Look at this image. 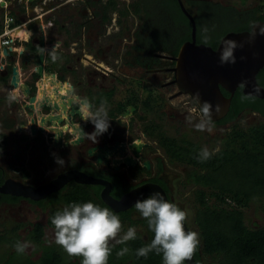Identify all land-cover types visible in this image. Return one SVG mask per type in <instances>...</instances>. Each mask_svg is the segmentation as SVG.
<instances>
[{
	"label": "flooded vegetation",
	"instance_id": "af4514ba",
	"mask_svg": "<svg viewBox=\"0 0 264 264\" xmlns=\"http://www.w3.org/2000/svg\"><path fill=\"white\" fill-rule=\"evenodd\" d=\"M199 3H203L214 14V16H209L208 19L205 18L201 25H198L196 16L201 17L202 12L206 10L205 7L202 10ZM182 5L195 20L197 43H201L198 42L199 31L211 38L215 33L214 30L222 21L230 20L242 23L247 16V11L239 12L237 16L234 14H232L234 16L228 15L224 8L234 7L224 5L219 0H12V10L16 12V17L19 20L30 17L32 21L37 19L36 23L40 22V26H45V29L36 35L39 43L43 39L44 44H48L46 47H50L52 43L55 44L56 41H60L57 44L60 54L56 50L57 55H60L55 61L57 62L56 68L50 69V65H48L50 53L45 52L43 75L38 78L35 73H31L26 78V82L31 85V92L35 96H38L40 90V87H36L35 84L37 80L40 83L48 81V84L42 87L43 94L39 97V99L43 98L45 103L40 110L41 115L56 114V111L51 110L47 105L54 102L60 104V95H67L73 101L71 107L67 105L68 109L60 113V121L55 119L46 122L44 134L50 132V136L54 138L56 132L49 130V128L62 130L63 144L60 147H55L53 138L46 140L42 132L37 131L35 135H32L31 132L25 131V126L32 118L28 114L30 110L24 108L28 103V97L24 98L21 91L14 88L13 90L17 93H13V90L11 93L7 92L8 105L10 106L9 120H17V131L20 133V138H27L28 143L31 144L30 147L33 144H48V153L44 157L46 165L43 169L48 176L44 181L33 183L28 181L31 174L28 177L18 176L8 172L4 166L0 165V179L3 177L0 182L2 183L7 178H13L26 184L39 186L49 182L59 173L70 169H78L89 175L109 181L110 194L116 199H120L121 196L135 187L152 183L159 185L172 203H175L181 209L187 210L183 202L175 196L178 187L176 181L179 177L168 165L169 162H174L176 159H171L160 143L161 139L174 140L175 138L165 135L162 131H160L158 141H150L149 138L150 130L155 128V121L150 117L155 104L166 103L164 97L158 91L159 88L173 86L176 90H173V93L169 96L170 99L186 95L194 102L189 94H177L179 90L174 82V57L178 53V51L174 53V49L178 43L182 44L190 40L192 31L191 22L183 12ZM21 6L26 9L22 17L17 14V7L20 8ZM35 7H40L42 14L41 17L33 19L36 14ZM182 16L186 17L187 22ZM204 29H207V31H204ZM113 42L119 46L121 45L120 53L117 55L116 53L112 54L116 57V66L121 65L136 70L139 76L126 75L125 78H122L115 72L118 67L105 62L108 59L106 51L110 49ZM86 56L91 59L86 60ZM94 63L103 64L104 67L99 65L100 68ZM51 74H55V78L51 77ZM98 75L103 77L104 82H102L103 79H100L98 83L96 82ZM163 76H166L165 80L160 81ZM158 77L160 79H157ZM55 80L62 83L61 87L54 85L57 84ZM124 82H127V86L121 91L123 96L117 98L116 85H123ZM65 86H67L65 92H61ZM56 89L58 94H55ZM161 99L163 101H160ZM1 100L3 99L0 98ZM82 100L90 103L89 107L92 112H95L106 101L109 124H123L122 128L123 131H126V134L111 132L109 127L106 133L98 137L93 135L94 126L90 119L86 117L85 104L82 103ZM67 101L65 100L66 103ZM158 105L157 108H159ZM33 118L38 122L36 112L33 114ZM149 121H151V125H145ZM12 122L9 121L6 124ZM6 124L4 128L8 130ZM19 125H22L24 129H20ZM13 126L12 123L9 128ZM79 126L82 127L83 140L75 144L72 141L79 136V130L77 129ZM0 132L7 134L4 130ZM24 134L25 136H23ZM7 138L9 140V134H7ZM42 139L45 141L43 142ZM116 142L125 144L126 155H132L129 148L130 144L142 143L139 156L134 157L135 162L132 166L120 162L116 169L112 157L108 161H105L104 158L98 163L96 156L89 153L92 147L98 145L111 147ZM56 157L65 161L62 167L55 163ZM116 159H120V157ZM71 182L75 181H69L58 191ZM92 185L99 186L101 193L102 185ZM15 197H19L18 201H26L41 208L38 202L45 200L48 196L37 201L21 196ZM186 223L189 226L188 219Z\"/></svg>",
	"mask_w": 264,
	"mask_h": 264
},
{
	"label": "trees",
	"instance_id": "16d2710c",
	"mask_svg": "<svg viewBox=\"0 0 264 264\" xmlns=\"http://www.w3.org/2000/svg\"><path fill=\"white\" fill-rule=\"evenodd\" d=\"M224 10L230 16H237L236 10L232 7L224 8ZM246 15L245 21L239 23L242 24V27L238 28V31L249 29L250 25L257 20L264 21V12L260 8H252L247 11ZM182 17L187 22L186 17ZM219 40L220 38L217 37H208L204 41L198 39V42H204L215 48ZM180 45V43L176 45L174 53H177ZM39 46L40 43L29 45L27 53L22 59L23 68L27 67V57L30 54H33L35 62L38 60ZM7 70L8 74L0 76L1 80L5 76L8 80L11 66H8ZM256 77L264 87V67ZM223 93L229 94L225 90ZM244 97L248 98L243 99ZM254 101L264 102V98L244 95L239 86L231 98L226 116L213 123H227L234 121L242 112L258 111ZM261 116L264 117V113ZM11 125L12 123L6 124V127L9 128ZM7 143V134L0 132V153L5 150ZM160 143L171 159L184 161L192 167L185 179L199 187L196 191L199 207L194 217L200 237V245L194 255L196 264H212L203 259L204 255L219 257V264H264V226L249 228L245 224L243 212V208L247 207L253 198L264 196V124L250 127L246 131L232 130L231 137L225 147L204 162L199 159L201 147L197 143L189 142L183 138L179 141L164 138L160 140ZM29 175V171H23V177ZM2 179L3 177L0 180ZM99 193V186L77 182H71L62 190L51 193L45 200L38 202L41 208H49V216L45 221L46 226L53 228L51 220L55 213L71 203L93 202L113 211L102 201ZM18 200L19 197L0 193V204L3 202L16 203ZM223 204L224 206H222ZM113 212L119 216L122 225L127 223L133 227L141 224L146 229L147 235L143 238L137 233V238L134 240L124 244H112V253L109 256L108 264H162V257L155 252L149 253L146 258L136 255L139 248L151 242L154 233L148 228L147 221L136 210L135 205L125 211ZM134 213L139 215L138 218H133ZM32 225L31 238L38 242H44L45 227L40 223ZM189 226L191 227L190 223ZM19 228L17 225L14 230L18 231ZM4 237L6 236L0 234V240ZM52 247L41 253L40 257L38 256L35 260L28 259L25 264H81V259L74 263L66 258L61 247ZM124 247H127L129 252L122 257L117 256V253ZM9 263L10 260L0 262V264Z\"/></svg>",
	"mask_w": 264,
	"mask_h": 264
},
{
	"label": "rangeland",
	"instance_id": "374dc122",
	"mask_svg": "<svg viewBox=\"0 0 264 264\" xmlns=\"http://www.w3.org/2000/svg\"><path fill=\"white\" fill-rule=\"evenodd\" d=\"M219 1L224 3V5H232L236 10V14H238L239 12L243 13L244 11H249L252 8L256 7L260 8V10L264 12V0ZM199 4L200 8L203 10V8L205 7L204 4ZM21 9V7H17V14L18 16L20 15L22 17L25 12H23ZM205 10L206 11L202 12V15H200L201 17L196 16L198 25H201L204 22L205 18L208 19L210 18L209 16H214V14L209 11V8L205 7ZM1 12L2 11L0 10V15ZM241 27L242 24L230 20H224L220 23L217 29L214 30L215 33L211 38L217 37L221 39L227 32L238 31L237 29ZM202 35L203 37L201 38ZM198 36V39L201 41H204L205 38L208 39V37L201 33V31H199ZM29 45H31V43H29L28 45L26 44V47L29 48ZM120 50L121 45L119 46L117 45V43L113 42L110 45V49L106 51L108 59L105 62H109L112 66H116V57L112 54L116 53L117 55L120 53ZM56 64L57 62H53L51 56H49L48 65H50V69H55ZM30 66L31 64L27 66L26 70ZM116 67L118 68H116L115 72L122 78H125L126 75L132 77L139 76V73L136 70H132L121 65H118ZM3 74L4 70L0 69V76H4ZM165 78L166 76H163L162 80L160 79V77H158L157 79L163 81L165 80ZM100 79H103V77L99 76L98 79L96 78V82L98 83ZM102 82H104V79L102 80ZM7 85V78L5 76L2 80L0 79V98L3 99L0 101V131H6L7 134H9V140L5 150L0 153V165L4 166L8 172L14 173L18 176L22 175L24 170H27L31 174V177L28 178V181L39 183L41 181H44L48 176L43 171L46 165L44 157L48 153V144H33V146L30 147L31 144L28 143L27 138H20V133L19 131H17V120H9L10 106L8 105L9 99L7 94ZM116 86V96L117 98H120L123 96L121 95V91H123L127 86V82H124L123 85ZM173 90H176V88L173 86L158 89V91L164 97L166 103L159 105L155 104L154 111H152L150 115L151 119L155 121V128H153L149 132L150 141H158V138L160 136L159 134L161 133L160 131H162L165 135H169L175 138V141H179V138H185L189 142L197 143L201 147V149L206 147L209 151L217 148L220 150L225 147L226 143L230 139L232 130L240 129L246 131L250 127L264 124V117L261 116L262 113H264V102L254 101L253 103L256 104L258 109V111H255V113L242 112L234 121L221 124L212 122L211 132L198 131L195 128V124L199 122L200 117L199 115H197L196 117H191L190 109L193 107L199 109V106L195 103V101L193 102L192 99H190L186 95H180L178 97L170 99L169 96L173 93ZM160 101L163 100L161 99ZM157 105L159 106V108H157ZM190 118L192 119L191 123L188 122ZM7 121H13L12 123L14 125L12 128H8V130L4 128V125L8 123ZM149 123H145V125H151V121H149ZM122 127L123 124L111 123L110 131H115L119 134H126V131H123ZM23 136H25V134ZM168 165L170 169L177 174L176 176L179 177V179L176 181L178 187L176 189L175 196H177L187 208L189 212L188 222L193 228L197 229L196 232H198L194 217L199 207L196 200V191L199 187L197 185H193L191 182L185 179L186 174L192 169V167L186 162L179 160H175L171 163L169 162ZM211 201H213V199H211ZM222 206H224V204ZM243 212L245 224L249 228H258L264 226V196L253 198L249 202L248 206L243 208ZM48 213V207L38 208L26 201H18L16 203L10 204L7 202H3L0 204V234L6 236L2 240H0V262L2 260H10L9 264H25L28 259L35 260L38 258V256L40 257L41 253L48 250L49 247L53 248L52 246H58L55 243L54 228H50L45 224V221H47L49 216ZM138 216V214H133V218H136ZM31 223H40L45 227L43 238L44 242H38L31 238V231L33 229V225ZM17 225L20 228L18 231H15L14 228ZM129 227L130 226L127 223L123 224L121 236L126 233ZM133 227L136 228L137 233H139L143 238L146 237V229L142 227L141 224H137ZM4 239L5 241H3ZM18 241L28 242L30 244V247L26 249L22 254H18L15 251V245ZM112 244L116 243L112 242ZM65 255L66 258H69L71 262L76 263L80 260V258L78 257H70L66 253ZM203 259L206 262H210L212 264H219L220 262L219 257H212L210 255H204Z\"/></svg>",
	"mask_w": 264,
	"mask_h": 264
},
{
	"label": "water",
	"instance_id": "95a60500",
	"mask_svg": "<svg viewBox=\"0 0 264 264\" xmlns=\"http://www.w3.org/2000/svg\"><path fill=\"white\" fill-rule=\"evenodd\" d=\"M182 10L191 22V39L183 42L178 50L177 55L174 57L175 66L174 82L178 88L177 94H189L191 98L196 97L199 94L200 104L205 101L213 105L211 120L217 122L223 119L229 111L231 98L234 95L236 89L242 87V93L247 96H255L257 98H264V87L258 83L257 74L264 67V21L257 20L252 23L248 30L229 31L220 39V42L216 48L204 43L196 42V24L192 15L182 5ZM226 41H234L237 47L234 50L235 62H224L221 60L222 51L225 47ZM60 41H56L55 44H59ZM41 50H45L41 54ZM53 50L52 47H46L44 40L42 39L37 53V62L34 66L33 72L36 77L40 78L43 75L45 52L50 53ZM56 51V49H55ZM7 54V51L4 50ZM60 57V55H58ZM12 60L7 61V65H12L11 76L8 81L10 88H15L21 91L24 98L28 97V103L24 108L29 109L30 119L29 129L32 135H35L37 131L45 133V125L47 121L57 119L60 121V113L65 112L68 107H71L72 98L67 95H60V104L53 103L47 106L51 110L56 111V114L44 116L41 115V108L45 105L43 98L39 99L31 92V85L26 81L20 80L19 68L17 65L12 64ZM100 67L98 63H94ZM101 68V67H100ZM6 71L4 72V75ZM51 77L55 78V74H51ZM40 81V80H39ZM55 82L61 87L62 83ZM40 82L36 84V87H40ZM222 90L229 93L226 96ZM55 94H58L56 89ZM65 100H68L67 103ZM195 101V100H194ZM90 103L86 100H82V103ZM219 105L220 111L217 113L215 107ZM199 106V105H198ZM38 114V122L33 118V114ZM79 112V111H77ZM20 129L23 127L19 126ZM66 129V128H65ZM79 130V136L72 143H79L82 139V127L77 128ZM54 130L56 135L53 138V145L60 147L62 143V130L49 128ZM47 134H51L47 132ZM45 136V135H44ZM67 144V143H64ZM142 146L140 144H130L132 155H126V147L124 143L116 142L113 146H95L89 150L91 155L96 156L97 162L100 163L104 158L108 161L112 157L114 167L118 168V163L123 162L128 166H132L135 162L134 157L139 156V151ZM120 157V159H116ZM69 181H75L81 184H98L102 185L100 196L104 203H106L113 211L120 212L125 211L135 205L137 200H142L154 193H159L166 201L172 203L167 197L165 191L156 184L145 183L141 186L135 187L121 196L120 199L114 198L110 194V182L93 175H89L78 169H70L59 173L55 178L51 179L45 184L39 186H33L26 184L20 180L13 178H7L2 183L0 182V193L9 194L12 196H21L24 198H30L32 200L44 199L49 194L58 191ZM185 229L188 231H196L185 223ZM186 264H196L194 256L191 261H187Z\"/></svg>",
	"mask_w": 264,
	"mask_h": 264
},
{
	"label": "clouds",
	"instance_id": "9594fccd",
	"mask_svg": "<svg viewBox=\"0 0 264 264\" xmlns=\"http://www.w3.org/2000/svg\"><path fill=\"white\" fill-rule=\"evenodd\" d=\"M36 22L37 21H31L26 27L23 26L28 31V36L26 35L27 40H23L21 43L22 57L28 50L26 44L30 43L33 37L40 32V22ZM204 31H207V29H204ZM37 43L39 42L37 41ZM50 47L53 48L50 52V56L53 62H55L59 58L55 51L57 44H52ZM236 47L237 44L234 41H226L221 60L234 63V50ZM44 51L45 50H41V54H43ZM28 65L29 63L27 62V66ZM8 66L12 68V65ZM17 66L20 69L23 68L22 64H18ZM34 66H30L27 71L34 73ZM7 67L4 70V72L6 71L5 75L8 74ZM10 76L7 80V84ZM243 86L242 84L241 87ZM12 90L13 89L10 88L8 84L7 92L11 93ZM13 93L17 92L13 90ZM247 98L248 97H244L243 99ZM194 100L195 103L199 105V109L196 107L191 108V117H196L197 115L200 117L199 122L195 124V128L198 131L211 132L213 105L206 101L200 104L199 94L196 95ZM84 111L86 117L90 119V122L94 126L93 135L98 137L108 131L110 124L107 118L106 101H104L95 112H92L88 103L85 102ZM215 111L217 113L220 111L219 105L215 107ZM188 122L191 123L192 119L190 118ZM29 125L30 122L25 126V131L30 132ZM22 129H24V127H22ZM44 135L46 140L52 139L50 134ZM218 151V148L209 151L205 147L201 149L199 159L201 162H204ZM55 163L62 167L65 161L56 157ZM135 208L147 221L148 228L154 233V238L151 242L137 250L136 255L138 257L146 258L149 253L155 252L162 257V264H186L187 261L192 260L199 248L200 237L198 232L185 229V223L189 215L187 210H182L175 203L166 201L159 193H154L147 198L137 200ZM51 224L54 228L56 245L61 247L68 256L80 258L81 264H108L109 256L112 253V242L124 244L127 241L137 238V230L134 227H129L126 233L121 236L123 225L119 216L108 207H101L93 202L69 204L55 213L51 220ZM29 247L30 244L28 242L18 241L15 245V251L18 254H22ZM128 252L129 249L124 247L117 253V256L122 257Z\"/></svg>",
	"mask_w": 264,
	"mask_h": 264
},
{
	"label": "built area",
	"instance_id": "2783aa9c",
	"mask_svg": "<svg viewBox=\"0 0 264 264\" xmlns=\"http://www.w3.org/2000/svg\"><path fill=\"white\" fill-rule=\"evenodd\" d=\"M12 0H0V69L5 70L8 66L7 61L11 59L12 64L18 65L17 59L21 56L22 46L21 43L23 40H27L25 35L20 34L21 27L25 26L31 22V18L27 17L25 20H19L16 17V12L12 10L11 7ZM21 10L25 12V8L21 6ZM35 19L36 17H41L42 10L40 7H35ZM37 21V19H35ZM39 30V29H38ZM44 30V25L40 27L39 31ZM38 31V32H39ZM51 44V43H49ZM4 50L7 51V54L4 53ZM57 53L60 54L59 48H56ZM24 73V72H23ZM19 68L20 80H23V74ZM29 74H31L29 72ZM28 74V75H29Z\"/></svg>",
	"mask_w": 264,
	"mask_h": 264
},
{
	"label": "crops",
	"instance_id": "0c3cea01",
	"mask_svg": "<svg viewBox=\"0 0 264 264\" xmlns=\"http://www.w3.org/2000/svg\"><path fill=\"white\" fill-rule=\"evenodd\" d=\"M36 36V35H35ZM33 37V40L32 41H30V43H31V45H35L36 43H37V37ZM53 44V43H52ZM22 59H23V57L21 56V57H19L18 59H17V63L19 64V65H21V62H22ZM27 59H28V63L29 64H31V66L33 67L34 66V64H35V61H34V56H33V54H30L28 57H27ZM20 67V66H19ZM22 70H21V72L23 73L22 75H23V80H25L27 77H28V74H29V72L26 70V68H21Z\"/></svg>",
	"mask_w": 264,
	"mask_h": 264
},
{
	"label": "bare ground",
	"instance_id": "6f19581e",
	"mask_svg": "<svg viewBox=\"0 0 264 264\" xmlns=\"http://www.w3.org/2000/svg\"><path fill=\"white\" fill-rule=\"evenodd\" d=\"M22 29L20 30V34L21 35H27L28 36V31L26 30V28H24V27H21ZM89 59H91L89 56H86V60H89ZM90 62H91V60H90ZM99 65H102L103 67H104V65L103 64H99ZM40 84V90H39V93H38V96H37V98H39V97H41L42 96V87H44L46 84H48V81H44L43 83H39ZM55 86H57L58 84H54ZM65 88H67V86H65L64 88H62V90H61V92H65ZM50 91H52V90H50ZM52 93H54L53 91H52ZM53 96V95H52Z\"/></svg>",
	"mask_w": 264,
	"mask_h": 264
}]
</instances>
